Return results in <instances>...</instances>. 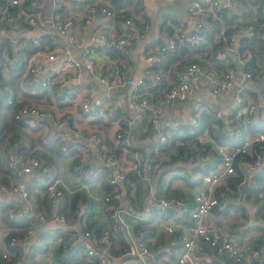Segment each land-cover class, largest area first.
<instances>
[{
  "label": "built area",
  "instance_id": "1",
  "mask_svg": "<svg viewBox=\"0 0 264 264\" xmlns=\"http://www.w3.org/2000/svg\"><path fill=\"white\" fill-rule=\"evenodd\" d=\"M88 1V2H87ZM155 1V0H153ZM166 1V0H165ZM84 16L79 17L69 13L62 14V11H55L49 18L52 28L61 34L68 36L70 41H74L76 28L82 23H89L95 15H102L104 23H100L94 32L93 39L108 45L114 49L127 48L129 40L135 34L130 27L131 18L125 19V23L120 30H114L111 26V18L114 16V8L108 4H100L95 0H86ZM233 0H189L188 14L185 18L175 15L176 29L174 33L166 31L160 44L156 47L145 49V57L149 65L160 63L165 50L175 49L180 43L195 44L206 38L205 31H216L217 42H222V46L217 50L216 57L223 58L229 50H233L234 41L237 34L234 29H229L224 20H221L224 11L231 13ZM39 0H0V20L1 27L17 26L19 28L27 26H39L43 24L44 18L38 7ZM58 9L63 6V0H58ZM56 8V9H57ZM163 19V18H162ZM247 26L255 33L253 19L244 18ZM147 29V28H146ZM21 42L26 47H34L39 52L38 61L35 63L30 57L26 59L27 79L40 74L41 63L52 60L56 57L55 47L46 39V32L36 35L21 34ZM20 36L17 38L19 40ZM4 36L0 35V47L3 51L6 48L2 45ZM20 42V41H19ZM96 44L87 43L82 46V52L75 56L69 47L64 48L63 57L71 62L66 71H59L55 75L45 76L41 79L44 87L56 86L61 91L65 82L72 79L69 75L74 72L85 70L92 75L99 72V80L107 86V92L93 95L83 90L68 92L64 95V100L71 101L73 108L88 123V127L76 124L75 112L64 111L56 117V125L62 129H56V137L62 140V148L67 150L72 148V142L82 138L92 144L95 156L105 160L99 163L92 173L97 175L103 173L106 190L103 195V202L109 213L112 223L116 226L122 240L127 244V248L120 253H115L111 249L112 234L110 231H100L96 227L84 228L81 233L76 231L75 217L66 214L58 209L57 205L52 211L40 210L35 197L29 188V178H24V173L41 167L42 161L37 155L19 154L16 150L9 152L5 167L11 171L12 178L5 180L0 178V188L7 189L11 193L20 192L23 201L11 209L10 216L22 213L25 207L36 212L39 221L28 227L24 235H12L7 246H0V257H11V246L21 238H28L33 234L40 224L48 219L59 220L63 226L60 231L69 234L63 241V249L70 243L80 242L84 238H91L87 246L84 244V251L90 256L89 264H115L117 259L126 256H140L149 253L148 242L140 238L134 232L133 226L128 216L133 213L126 207L125 193L128 189L133 197L139 193L142 182H146L152 198L164 209L180 210L179 216L168 215L167 217L155 218L157 227L167 232L181 230L182 244L177 250L174 264H213L209 257L205 244L213 247L219 254L225 255L232 264H263V249L253 245L241 244L228 228L208 221V215L214 207L222 200H234L241 203V197L236 196L229 189L228 184L237 172L238 166L242 168H254L261 163L264 148V129L247 134L239 143L228 144L217 141L205 129L194 135L174 138L173 133L184 127L191 125L196 127L199 124V115L196 110L188 116H178L165 109L178 102L184 103L189 99L193 91L191 76L196 75L201 79L203 86L209 87L214 93H221L233 88L235 90L236 105L234 111L236 116L243 119H250L256 112L258 105L245 92L240 78H250L254 73L245 70L244 75L239 76L236 66H228L222 72L209 68L208 64L193 61L184 66L178 73L175 80L171 81L164 95L157 100L154 99V92L150 91V84L144 76L137 77L135 88L132 91L128 104H124L120 98L117 88L130 82L129 68L127 66L114 63H107L101 70L97 61ZM0 55V73L8 70V51ZM13 51V49L11 48ZM250 49L242 52L247 59L252 56ZM5 56V57H4ZM17 52L15 53V57ZM4 57V58H3ZM6 58V59H5ZM21 62V60H20ZM73 70H69L70 68ZM154 81L161 82L168 74L166 70L158 67L153 69ZM72 93V95H71ZM71 95V96H70ZM12 102V97L8 99ZM16 118H40L48 116L46 106L34 101L20 106L15 112ZM222 116L221 110H216L215 117ZM108 120L112 135L102 136L97 130L100 128L93 123L94 120ZM28 120V119H27ZM175 145V146H173ZM74 146V145H73ZM181 147L184 151L181 152ZM213 149L219 160L211 165L206 172L193 168L195 160L205 162L207 150ZM246 154V155H242ZM241 159L237 162L238 156ZM20 161V164L18 162ZM187 161L191 163L189 173L186 167L179 165ZM181 162V163H180ZM180 163V164H179ZM104 164V165H103ZM44 166V165H43ZM46 170L54 175L53 167L45 165ZM104 166V167H102ZM75 169L82 168L81 163H77ZM168 168L169 177L167 185L158 172L163 168ZM193 170V171H192ZM88 172V171H87ZM56 176V177H55ZM54 175L47 181L46 193L48 198L58 203L66 193L76 191L69 183L60 181ZM127 185V186H126ZM127 188V189H126ZM180 190L190 195V202L183 197L168 195L167 190ZM98 198L97 194H93ZM85 205H88L85 203ZM131 205V204H130ZM133 211L135 205L132 203ZM128 213V216L125 214ZM187 213V216L185 215ZM146 217V215H141ZM0 240H5V235L0 232ZM206 249V250H205Z\"/></svg>",
  "mask_w": 264,
  "mask_h": 264
},
{
  "label": "crops",
  "instance_id": "2",
  "mask_svg": "<svg viewBox=\"0 0 264 264\" xmlns=\"http://www.w3.org/2000/svg\"><path fill=\"white\" fill-rule=\"evenodd\" d=\"M58 0H54L53 4L51 5L50 9H44L40 7V4H38V7L40 9V12L42 14V17L44 18L43 24L39 26H30L27 24V26L24 27H17V26H10V27H1L0 24V35L4 36L3 40V47L6 48L9 47L10 49H13V57L11 59H7L11 66H15L20 62H25L26 65V56L30 57L32 61L35 63H40L38 61L39 52L36 49H33L31 53H28L26 50L30 47H26L27 45L23 44L21 42V34H29V35H36L38 33H42L43 31L46 32L47 41L55 47L54 52H56V57L52 60H47L43 63H41L40 66V74L33 76L30 79H27V82L29 85H31L32 92H37L41 89L46 90V94L39 96L37 99H29L28 102H38L42 104L43 106H46L48 109V116L37 119V118H28V121L31 122L34 125H37L39 127H42V140L48 141L56 137L55 130L56 129H62L59 128L56 125V117L64 111H70L75 112L74 115H76V124L78 125H86L88 124L84 118H81L79 113L76 111L75 108H73V103L71 101L64 100V95L68 92V89L73 92L83 90L86 93H91L93 95H99L102 93L107 92V86L105 83H103L101 80L98 82L99 78V72L97 74L92 75L89 72L85 70L77 71L74 73L69 74L72 79L65 82L64 86L60 90L56 86L52 87H44L41 85V79L45 76L49 75H55L59 71H66L68 67L71 65V62L67 61L63 57V52L65 47H69L72 51V53L75 56H79L82 52V46L87 43H92L93 45L96 44V48L99 50L97 53V61L99 64L100 70L106 66L107 63H114L117 64L118 61H116V57L112 56V48L108 45V42L102 43L100 41L94 40L93 35L94 32L97 29V26L102 22L104 23V18L102 15L98 14L95 15L91 22L89 23H82L84 25H79L76 28V34H75V40L70 41L68 36L65 34H61L59 31L55 30L51 27L49 24V18L53 16L55 11H62V14L71 13L76 16L82 17L84 16V8L86 5V2L83 1L82 5H75L70 0H63V6H61L59 9V5L57 4ZM81 1V0H79ZM92 1V0H89ZM98 3L102 4H108L109 6L113 7L110 4V0H95ZM138 1V0H137ZM145 2V0H142ZM187 0H174V3L177 6H180L183 2ZM189 1V0H188ZM88 2V1H87ZM140 2V1H139ZM155 4H163L166 1L165 0H155L153 1ZM40 3V2H39ZM141 3V2H140ZM232 6V11L229 13L226 11L224 15L222 16L221 20H226V16L228 18L232 19V22L230 23L232 26L231 28L236 31L237 39L234 41V48L233 50H229L227 54L235 50V44H239L243 41L244 37L251 36L254 34V31L247 26L246 22L244 21V16L238 14V12H234L235 10H239L241 8L246 7V3L244 0L236 1L234 0ZM57 8V9H56ZM67 8L69 10H66ZM145 8L149 11V13L153 16H156L157 14V7H151L145 2ZM188 8V7H187ZM187 10V9H186ZM188 14V11H186ZM131 18L132 23L130 24V27H133L134 20ZM164 18V16H163ZM111 26L114 28V30H120L121 26L125 23V19L117 26L115 24V10H114V16L110 20ZM226 22V21H225ZM123 23V24H122ZM154 23V21H153ZM152 23V24H153ZM151 24V25H152ZM261 35L264 36V22L261 23ZM161 35L159 38H162L165 36L166 31H163L161 26ZM135 31V30H134ZM137 32V31H135ZM20 36L19 40L17 39ZM162 36V37H161ZM158 38H152V41ZM17 42V48L12 47V43ZM20 41V42H19ZM130 42L127 45V48L131 49V46L135 45V41L133 38L129 40ZM151 41V42H152ZM214 39L212 40L210 37L203 39L199 42H205L206 45L212 46L214 44ZM133 44V45H132ZM17 49V50H14ZM6 51H3V55L6 53ZM17 52V56L15 57V53ZM126 52V51H125ZM240 59L245 62H247V58L242 55L240 50L238 51ZM225 55V56H226ZM224 56V57H225ZM261 56L263 60H260V65H258V69H256V73H254V76L250 78H240V82L243 84L246 94L257 103L258 108L256 112L253 115L254 120H257V123L261 126L264 125V51L261 53ZM5 57V56H4ZM251 57V56H250ZM249 57V58H250ZM113 58V59H112ZM131 62H128L126 59L123 61V65L127 66L130 70L129 77L130 82L123 85V87L117 88L116 92L121 93V95H124L127 97L128 92L124 90H129V85L135 82L134 80L139 76H144V78L148 81H152L153 79V67L147 66L145 69H143L142 73L139 75L135 74V68L136 63L133 61L132 56L128 57ZM6 59V58H5ZM221 59V58H219ZM233 59V58H232ZM8 63V65H9ZM207 64L209 65V68L215 71H219L217 66H215L214 62L207 61ZM219 65V63H218ZM9 67V66H8ZM173 68V69H172ZM168 69V70H167ZM166 70L168 73L163 81H168L169 83L174 80V78L177 76L176 69H174L173 65L169 66ZM69 70H73L71 67ZM245 70H248L245 68ZM250 70V69H249ZM100 79V78H99ZM192 83H193V91L189 97L188 100H186L184 103L178 102L173 106H168L169 109H165L171 113H176L178 116H188V114L193 113L194 110H196V113L199 115L203 111V109L207 108L212 110L213 112H216V110L222 111V116L227 121L226 125L227 128L233 133V112L234 107L236 105V98H235V90L233 88L225 90L221 93H214L209 87L203 86L201 83V79L198 78V76L193 75L191 76ZM201 81V82H200ZM154 83H158L154 81ZM168 83V84H169ZM155 85V84H153ZM42 87V88H40ZM151 91V88H150ZM154 92V91H153ZM72 95V93H71ZM70 95V96H71ZM27 97V96H26ZM26 102V103H28ZM186 105V108H185ZM236 114V113H235ZM183 129V127H181ZM180 128V129H181ZM106 135H112L111 127H109L108 131L105 132ZM34 136H37V133L34 134ZM40 144V140L36 139L35 145L32 147H29V144L27 143V150L30 152L37 151V147ZM72 147L80 148L84 152H87L86 150L91 149L90 152H92L91 155H82L81 156V164L82 168L84 164L89 165L90 171L85 172L86 176H90V173L94 171L95 167L100 166L99 163H105V160H102L98 157V155L95 156V153L93 151L92 145L88 143L87 141L83 140L82 138L76 139L72 142ZM2 147L4 149V154L2 155L4 166L7 162V156L14 147L8 145V140L4 141L2 144ZM33 153V152H32ZM207 158L205 159V162H208L210 166L214 164L217 160H219V155L213 150L208 149L207 150ZM68 161L66 164L63 161ZM62 164V169L65 171L60 172V174H57V177H59L60 181H65L67 183H71L73 188L78 190H86V192L92 196V198L95 199L93 204V216L92 218L97 224L103 225L105 230H108L111 232L112 226L116 229V226L112 223L111 218L109 216V213L106 209L105 203L102 200V195L99 193V186H103V183L101 182V179L91 181V184L94 187H90L85 184L86 181L81 177L80 175H72L70 173L71 170L67 171L66 167L68 164H70V158L66 156H61L58 158V164ZM181 163V162H180ZM179 163V164H180ZM204 162L202 160H195L193 168L195 170L197 165H202ZM20 164V161L18 162ZM104 165V164H103ZM104 167V166H102ZM179 167H186L188 171L186 174H188L191 178V175L189 173V170L191 168L190 161H184L182 162ZM71 169V168H70ZM55 171V169L53 168ZM92 170V171H91ZM193 171V170H192ZM243 173V178L240 182V185L242 184L244 186V190L248 189V192L245 191L240 194L241 197V203H237L234 200L231 201H225L222 200L219 205L213 208V210L208 215V221L212 223H216L222 227L228 228L233 236L243 245H253V240L258 239L260 236H262V233L264 232V154L263 158L261 160V163L254 168H244L241 170ZM170 173L168 168L161 169L158 174L162 177V180L165 181V184L167 185L169 177L167 174ZM63 174V175H62ZM93 174V173H92ZM263 174V177L261 178L260 175ZM54 175H56L54 173ZM53 174H50L46 170V166L42 165L41 167H38L34 170H32L30 173H24V178H29L31 182H35L36 189L38 190L40 185L42 183H47V181L54 176ZM56 177V176H55ZM263 184V187L261 189H257L256 191H252L250 194L249 189H252V186ZM38 185H37V184ZM86 187V189L84 188ZM127 186V185H126ZM29 188H30V182H29ZM104 189V188H103ZM127 189V188H126ZM102 190V188H101ZM44 191V190H43ZM125 193L126 200L130 201V203H126V207L129 209L131 215L133 217H140L144 218L141 215H146L144 219H147L149 215H154V219L152 220V224H154L159 232L165 231L163 229H159L157 227V221L155 218L162 217L160 216L161 212L165 211L162 210V208L158 203L155 202V200L152 198L150 194V190L147 186L146 182H142L139 188V193L136 197H133L131 193H129L128 189ZM93 194H97L98 198H95ZM104 195V194H103ZM64 198H62L58 203H56L53 199L48 198V204L50 205L49 208L53 209L55 205H57L58 209L59 204L62 202ZM23 201L21 193L15 192L11 193L7 189H1L0 188V205L3 204V206L8 207V209L14 208L18 202L20 203ZM52 203V205L50 204ZM87 201H84L82 199H79L77 201V207L74 210L75 220H76V231L81 233L84 228H86V222L88 219V212L87 207L89 205H85ZM89 203V202H88ZM132 203L135 205V212L133 211ZM131 204V205H130ZM10 209V211H11ZM44 210V209H42ZM41 210V211H42ZM233 210H236V212H232ZM237 213L240 215L238 216ZM10 214V212H9ZM128 216V213H125ZM229 214L230 217H229ZM168 215H164L163 217H167ZM15 217L19 220H25L31 222L29 226H31L33 223L38 222L39 216L34 212L33 210H30L28 207H25L22 211V213L19 215L17 213ZM162 217V218H163ZM247 222V223H246ZM28 226V227H29ZM63 226V224L54 218L48 219L40 224L38 226V229L31 234L28 238H21L16 242V246L22 249V256L18 262H13L12 264H35L30 258L27 257L28 252H31L33 247L32 244H39L41 243L40 239L42 237V232L46 231L49 233H54V236L50 239V246L47 251L45 252H39L36 256V259L38 260V263L36 264H89L90 263V256H87L84 249V244L87 246L89 241H92L91 238H84L83 243H79V245H82L79 247L78 245L75 248L77 249V252L72 256V258L69 261H63L59 259L57 255V251L59 250L60 245L62 244V236L60 235V227ZM15 226L11 225V223L5 222L2 217L0 216V232L2 234H9L10 230L14 228ZM27 227V229H28ZM27 231V230H26ZM56 233V234H55ZM118 233V231H117ZM112 234V232H111ZM119 234V233H118ZM264 236V235H263ZM155 240V239H154ZM122 238L119 235V238H114L112 234V242H111V249L115 253H120L125 249H120L119 251H116L115 248L120 243H122ZM124 242V241H123ZM15 245L11 246V257L16 255L15 252ZM0 246L5 247L7 246V242L5 240H0ZM127 246V244H126ZM205 244V249L209 255L210 258H212L213 264H219L217 261L215 262V253L217 252L213 247L208 248ZM74 248V247H71ZM127 248V247H126ZM264 250V246L262 247ZM67 250V249H66ZM151 250V248H150ZM160 249H156L155 251L151 250L149 253L140 255V256H126L123 257V259H117L115 264H174V260L177 256L170 257L168 251H164L163 254L159 255ZM162 250H169L167 247ZM69 251V250H68ZM67 251V252H68ZM66 253V252H65ZM218 253V252H217ZM263 255V254H262ZM4 257H1L0 260H4ZM10 258V257H9ZM222 258V257H221ZM263 259V257H262ZM223 261V258H222ZM222 264V263H221ZM229 264H232L229 262Z\"/></svg>",
  "mask_w": 264,
  "mask_h": 264
},
{
  "label": "trees",
  "instance_id": "3",
  "mask_svg": "<svg viewBox=\"0 0 264 264\" xmlns=\"http://www.w3.org/2000/svg\"><path fill=\"white\" fill-rule=\"evenodd\" d=\"M86 1V0H83ZM82 0H70L75 5H82L84 2ZM141 3H140V2ZM234 1V0H233ZM240 1V0H236ZM246 3V7L243 9H237L234 12H238V14L244 16L248 19H253V22L256 27V31L253 35L247 36L243 38V41L240 43L239 50L242 53L245 49H250L252 51V56L247 59L245 64L246 69H250L253 73H256V69H258V65H260V60H263L261 53L264 51V36L261 35V23L264 22V0H244ZM29 0H26V4ZM83 2V3H82ZM110 4L113 6L115 10V24L119 26V24L128 17H132L134 20L132 30H137L139 33H142L146 28L151 26L153 23L152 15L145 8V2L142 0H110ZM225 13V11H224ZM224 15V14H223ZM226 24L229 29H232L230 26L232 19L226 16ZM0 24L2 26V22L0 20ZM176 18L175 15L164 14V18L160 23V26L163 31H169L171 34L174 33L176 29ZM216 31L206 30L205 36L206 38L210 37L212 40L214 39V44L212 46H208L205 42L189 44V43H180L175 49L165 50L162 61L160 63L154 64L152 67H160L162 69H167L168 65L174 67L177 72V76L179 71L186 66L187 64L197 61L202 64H207V61H211L215 63L218 70L220 72L224 71L228 66H235V63L232 57L227 54L225 57L219 59L216 57L217 50L222 46V42H217L216 40ZM48 37V36H47ZM46 37V39H47ZM133 38V37H132ZM162 38L155 39L151 43L145 46L146 48L156 47V45L160 44ZM35 49L34 47L28 48L26 51L31 53ZM97 49V48H96ZM98 50V49H97ZM112 56L116 57V61L123 65V61L126 59L128 62L131 60L126 55V48L123 49H112ZM10 56H13V51L9 49L8 51ZM0 55L3 56V49L0 47ZM4 58V57H3ZM113 59V58H112ZM9 63V61L7 62ZM219 63V65H218ZM8 70L6 73H0V178L5 180H10L12 177V173L8 170L3 163L2 155L4 154V149L2 144L4 141L8 140V145L14 147L12 150H16L19 154H34L40 157L42 161V165H50L55 169V174H59L58 168V158L61 156H66L70 158V168L71 170L83 177L86 181H94L101 179L103 181L102 186V200L103 194L106 190V183H104V175L103 173H99L94 175L90 173V176H86L85 172L90 171V167L87 164L83 165V168L75 169V165L77 163H81V153L78 148L72 147L71 149H63L62 148V140L59 138H54L48 141L42 140V127L32 124L27 119L28 118H16L14 112L23 104L28 102L29 99H37L39 96L45 95L46 90H39L37 92H32L31 85L28 84L26 77V68L25 62H19L15 66H11L9 63ZM173 69V68H172ZM168 70V69H167ZM174 78V80L177 78ZM23 80V81H22ZM164 80V79H163ZM161 81L157 84L152 81H148L151 85V91H154V99H158L162 97L168 88V81ZM42 88V87H40ZM27 96V97H26ZM12 97V102L8 101V99ZM233 129L232 133L227 128V121L223 116L220 118L215 117V112L210 109H203L201 114H199V124L194 128L191 125H185L183 129H178L173 133L174 138L185 137L189 135H194L198 132H202L205 129L208 130L209 134L216 139L217 141L235 144L239 143L243 138L250 133H253L257 130L264 129V125L261 126L257 123V120H254L253 116L250 119H243L241 117L236 116L233 112ZM100 129L105 132L109 129V121L105 119H97L93 121ZM37 133V136L34 134ZM36 139L40 140V144L37 147V151H33L29 153L27 150V143L29 147L35 145ZM175 146V145H173ZM176 147V146H175ZM184 147H181V152L184 151ZM264 153V148L262 149ZM207 154V153H206ZM246 155V154H242ZM238 156L237 162L241 159V156ZM210 164L208 162H204L202 165H197L196 169L202 172H206L210 169ZM238 172L236 176L230 180L228 187L233 192L234 195L240 196L239 193H243L244 191L247 193L248 189L244 190V186L240 182L243 178L242 168L237 167ZM263 177V174L260 175ZM264 179V178H263ZM37 184V183H36ZM39 184V183H38ZM37 184V185H38ZM40 187L37 190L35 186V182L30 181V192L35 197L37 201L38 208L40 210L44 209V211H52L50 205L48 204V195L46 193L47 183L39 184ZM252 186V189H249L250 194L252 191H256L257 189H261L263 184ZM104 188V189H103ZM44 190V191H43ZM168 195H175L178 197H183L190 202V195L186 194L180 190H167ZM62 202L59 204V208L61 211L66 214L75 217L74 210L77 207V201L82 199L84 201H88L89 207H87L88 219L86 222V228L96 227L100 231H105V228L101 224H97L92 218L94 210L92 202L95 201L92 196H90L86 190H78L74 192H68L63 196ZM52 205V203L50 202ZM11 209V208H10ZM10 209L0 205V216L2 219L11 223V225L15 226L10 230L9 234H5V241L8 243V240L12 235H24L26 233L27 227L31 222L25 220H19L17 218H13L9 215ZM165 210L161 212L160 216L164 214L180 216L182 211L180 210H171V209H162ZM187 216V213L185 214ZM130 220L134 232L137 236L142 238L143 240L148 242L151 250L155 251L156 249H160L159 255L163 254L164 251H168L170 257L176 256L177 249L182 244L181 239V230H175L173 232L162 231L159 232L154 224H152V220L154 219V215H149L147 219L140 217H133L131 214L128 216ZM111 232L114 238H119V234L116 229L112 226ZM56 234V233H55ZM42 237L40 239L41 243L32 244L33 249L31 252H28L27 257L30 258L35 264L38 263L36 256L39 252H45L48 250L50 246V239L54 236V233H49L46 231L42 232ZM62 236V244L57 251V255L59 259L63 261H69L72 256L77 252L78 248H75L79 243H70L66 249H63V241L69 237V234L60 233ZM155 239V240H154ZM253 246L262 248L264 246V236H260L258 239L253 240ZM74 247V248H71ZM126 243L122 241L118 246H116L115 250L119 251L120 249H126ZM167 247L169 250H162ZM208 248H211L207 246ZM11 249V248H10ZM69 250V251H68ZM68 251V252H67ZM16 255L10 258H3L4 260H0V264H12L13 262H18L22 256V249L15 245ZM66 252V253H65ZM215 262L217 261L219 264H229L230 259L225 255L215 253ZM223 261H222V258ZM263 262H264V254H263ZM1 259V257H0ZM260 264H262L260 262ZM264 264V263H263Z\"/></svg>",
  "mask_w": 264,
  "mask_h": 264
},
{
  "label": "rangeland",
  "instance_id": "4",
  "mask_svg": "<svg viewBox=\"0 0 264 264\" xmlns=\"http://www.w3.org/2000/svg\"><path fill=\"white\" fill-rule=\"evenodd\" d=\"M53 1L54 0H39V2H40L39 4H40V7L41 8L44 7V9H50L51 8V5L53 4ZM160 35H161V29H160V26H157V25L154 28H152L151 26H149L142 33H139L137 31L133 35V39L135 41V45L134 46H131V49L126 48V55L128 57L129 56H132L133 61L136 63V68H135V74L136 75L141 74L142 71H143V69H145L147 66H149V61L145 57V46L148 45L149 43H151L152 38H159ZM12 47L13 48H17V42H14L13 41ZM8 48L9 47H7V50H8ZM14 50H17V49H14ZM24 81L27 82L26 80H24ZM135 86H136V84H135V82H133L132 84L129 85V90H124V91H127L128 92L127 97H125L124 95H121V93H120V98L122 99V101L124 102V104H128L129 103V100H130L132 91L134 90ZM185 108H186V105H185ZM166 109H169V107L167 106ZM83 127H85V128L88 127V124L83 125ZM97 131L102 136H105L106 135L105 131L102 130V129H99ZM78 149H79V151L81 153V156L84 155V154L85 155H88V154L91 155L92 154V152H90L91 149L86 150L87 152H84L80 148H78ZM63 162L66 164L68 161L65 160ZM58 168H59V174H60L61 171H63V173H65V171L62 169V164L61 163L58 164ZM66 169H67V171L71 170L70 169V164H68V166L66 167ZM54 173H55V171H54ZM70 173L73 176L76 175L72 170L70 171ZM82 182H85V184L88 185V186H90V187H94L91 184V181H82ZM101 182L103 183L102 180H101ZM70 185L72 186L71 183H70ZM84 188L86 189L85 186H84ZM99 188L100 189H99L98 192L101 193L102 192V190H101L102 186H99ZM232 212H236V210H233ZM230 215L231 214H229V217H230ZM237 215L239 216L240 214L237 213ZM262 235H264V232L262 233Z\"/></svg>",
  "mask_w": 264,
  "mask_h": 264
},
{
  "label": "water",
  "instance_id": "5",
  "mask_svg": "<svg viewBox=\"0 0 264 264\" xmlns=\"http://www.w3.org/2000/svg\"><path fill=\"white\" fill-rule=\"evenodd\" d=\"M145 2L148 5H150L151 7H157L156 16L152 17V19L154 21V23L151 25L152 28H154L156 25L160 26V23L163 20L162 18L164 16V14H166V13L171 14V15L172 14L173 15L178 14V15L183 16V18H185L187 16V13H186L187 10L186 9H187L188 4H189L188 0L183 2L180 6H177L174 3V0H166V2L163 4H155L153 2V0H145ZM238 51H239V44H235V50L230 52L229 55L233 58L235 66L238 68L239 76L242 77L244 75V71H245V62H243L240 59ZM97 81L100 82L99 78ZM263 254H264V251H263Z\"/></svg>",
  "mask_w": 264,
  "mask_h": 264
}]
</instances>
